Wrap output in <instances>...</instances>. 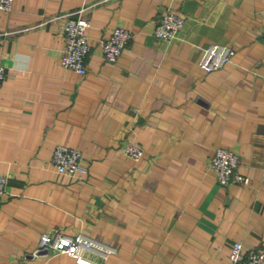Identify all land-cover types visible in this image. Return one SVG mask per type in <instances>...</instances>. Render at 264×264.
<instances>
[{
    "label": "crops",
    "instance_id": "1",
    "mask_svg": "<svg viewBox=\"0 0 264 264\" xmlns=\"http://www.w3.org/2000/svg\"><path fill=\"white\" fill-rule=\"evenodd\" d=\"M170 8L183 26L158 39ZM80 12L84 74L60 63L64 17ZM116 26L133 37L109 62L100 42ZM0 28V264H78L39 248L55 231L113 245L103 264H229L234 240L264 249V0H13ZM211 43L232 45L234 62L203 71ZM58 143L82 151V178L55 170ZM220 146L246 183L217 181Z\"/></svg>",
    "mask_w": 264,
    "mask_h": 264
},
{
    "label": "built area",
    "instance_id": "2",
    "mask_svg": "<svg viewBox=\"0 0 264 264\" xmlns=\"http://www.w3.org/2000/svg\"><path fill=\"white\" fill-rule=\"evenodd\" d=\"M13 0H0V9L10 11ZM63 25V44L60 53L62 66L73 69L79 74L86 72V58L91 50L87 29L90 21L80 14L65 15ZM184 23V15L174 9H166L159 17L153 34L158 39L169 40L176 36ZM9 31L0 28V36ZM133 33L124 26L114 27L110 33L101 39V52L106 61L116 62L123 50L132 39ZM236 49L230 44L211 43L202 48L198 60L199 67L205 71H214L234 62ZM5 77V67L0 64V88ZM127 156L139 160L143 156L142 147L135 142H129L124 148ZM84 155L77 147L58 143L55 145L51 161L55 170L64 175L82 178L87 173L83 162ZM239 155L228 147H217L209 159V167L214 172L217 181L226 185L230 182L244 184L247 177L238 171ZM7 175L0 173V199L6 192ZM38 246L55 253H66L72 256L78 264H103L111 255L117 252L113 245L96 240L89 235L78 232L67 234L61 231L42 233ZM229 264H264V249L244 251L240 240L232 243Z\"/></svg>",
    "mask_w": 264,
    "mask_h": 264
}]
</instances>
